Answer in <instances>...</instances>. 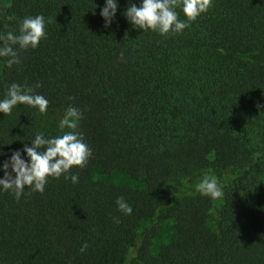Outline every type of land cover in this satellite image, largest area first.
Returning a JSON list of instances; mask_svg holds the SVG:
<instances>
[{"label":"trees","instance_id":"trees-1","mask_svg":"<svg viewBox=\"0 0 264 264\" xmlns=\"http://www.w3.org/2000/svg\"><path fill=\"white\" fill-rule=\"evenodd\" d=\"M129 3L139 6L117 0L107 28L104 0H9L0 11V34L27 16L51 21L36 48L13 45L18 64L0 58V99L17 83L49 101L45 114L0 113V163L36 133L62 134L54 118L69 105L92 151L70 169L75 184L61 175L43 193L0 192V264H264V0H212L164 36L133 27ZM95 170L142 187L93 181ZM200 172L221 182L220 198L196 191ZM142 220L152 223L138 233ZM163 220L171 235L153 253Z\"/></svg>","mask_w":264,"mask_h":264},{"label":"clouds","instance_id":"clouds-1","mask_svg":"<svg viewBox=\"0 0 264 264\" xmlns=\"http://www.w3.org/2000/svg\"><path fill=\"white\" fill-rule=\"evenodd\" d=\"M212 0H139V6L129 3L123 15L135 28L151 30L159 35L169 33L179 34L190 26L199 15L206 12ZM117 0H104L100 9V16L107 28L113 22L117 11ZM176 8L184 14V20L178 19ZM8 20L15 17H6ZM43 15L27 16L18 21V34L7 32L0 34V58H4V66L11 68L18 64L19 56L13 45L19 50L36 48L41 39L46 37ZM123 59V53L120 54ZM35 87H39L37 84ZM20 105H27L36 109L40 114H45L49 101L33 89L12 83L8 86L4 97L0 99V113L8 115L12 109ZM264 107L257 105V108ZM82 113L77 108L69 105L58 122L62 134L45 136L43 132L36 133L29 144L11 152L9 158L0 163V192H11L19 199L25 189L32 192L43 193L48 178L64 179L78 182L76 174H69L73 167H84L92 155L91 148L84 142L83 134L77 131ZM67 129V130H65ZM23 153V156H22ZM3 153L0 152V156ZM9 169L11 171H9ZM196 191L204 197L216 200L222 196L220 182L213 175H204L195 185ZM118 211L130 215L133 211L131 205L121 197L115 201ZM118 223V219L116 220ZM87 245L80 249L83 252Z\"/></svg>","mask_w":264,"mask_h":264},{"label":"rangeland","instance_id":"rangeland-1","mask_svg":"<svg viewBox=\"0 0 264 264\" xmlns=\"http://www.w3.org/2000/svg\"><path fill=\"white\" fill-rule=\"evenodd\" d=\"M9 3V0H0V11H2ZM62 116H56L54 119L60 120ZM264 159V158H263ZM263 169H264V161H263ZM204 175V172H200V174L197 175V177L194 179L195 181H198L202 176ZM264 175V170H263ZM92 179L93 181H104L106 183L114 184V185H126L130 186L132 188L140 189L142 187V184L138 181L132 179L129 175L122 173V172H113L110 174H102L101 172L95 170L92 173ZM223 181H227L224 179ZM220 182V186H221ZM151 220H142L139 223V226L137 227V232L140 233L144 230L146 226L151 224ZM172 224L173 222L171 220H163L159 224L158 228V237L154 238L151 243V251L153 253L156 252L157 246L159 242H168L171 231H172Z\"/></svg>","mask_w":264,"mask_h":264}]
</instances>
